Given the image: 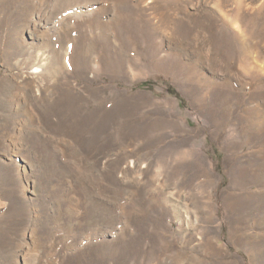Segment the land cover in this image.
Masks as SVG:
<instances>
[{
    "label": "rangeland",
    "instance_id": "374dc122",
    "mask_svg": "<svg viewBox=\"0 0 264 264\" xmlns=\"http://www.w3.org/2000/svg\"><path fill=\"white\" fill-rule=\"evenodd\" d=\"M66 2L0 0V264H264V0Z\"/></svg>",
    "mask_w": 264,
    "mask_h": 264
},
{
    "label": "bare ground",
    "instance_id": "6f19581e",
    "mask_svg": "<svg viewBox=\"0 0 264 264\" xmlns=\"http://www.w3.org/2000/svg\"><path fill=\"white\" fill-rule=\"evenodd\" d=\"M67 2H66V4L68 5L69 4V6L70 5H72L73 6V4H75V0H73L71 3L69 2V0H66ZM77 2H78V0H76ZM64 6H65V4H64ZM71 7V6H70ZM69 8V7H68Z\"/></svg>",
    "mask_w": 264,
    "mask_h": 264
},
{
    "label": "trees",
    "instance_id": "16d2710c",
    "mask_svg": "<svg viewBox=\"0 0 264 264\" xmlns=\"http://www.w3.org/2000/svg\"><path fill=\"white\" fill-rule=\"evenodd\" d=\"M143 85H145V84H143ZM172 90V89H171Z\"/></svg>",
    "mask_w": 264,
    "mask_h": 264
}]
</instances>
